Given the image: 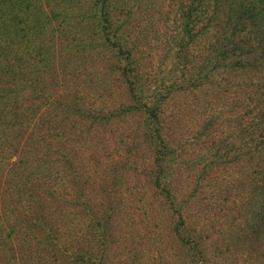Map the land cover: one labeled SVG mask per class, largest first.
I'll return each mask as SVG.
<instances>
[{"label": "trees", "instance_id": "1", "mask_svg": "<svg viewBox=\"0 0 264 264\" xmlns=\"http://www.w3.org/2000/svg\"><path fill=\"white\" fill-rule=\"evenodd\" d=\"M0 264H264V0H0Z\"/></svg>", "mask_w": 264, "mask_h": 264}]
</instances>
